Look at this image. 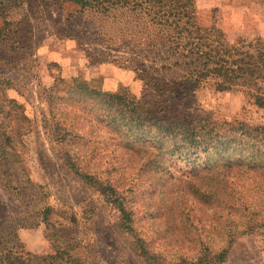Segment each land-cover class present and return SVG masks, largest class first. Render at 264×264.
I'll return each instance as SVG.
<instances>
[{
  "label": "rangeland",
  "instance_id": "1",
  "mask_svg": "<svg viewBox=\"0 0 264 264\" xmlns=\"http://www.w3.org/2000/svg\"><path fill=\"white\" fill-rule=\"evenodd\" d=\"M193 5L197 24L220 29L228 44L264 42V0ZM5 19L0 252L12 264H174L230 240L216 264H264V172L243 162L222 167L219 156L209 160L211 168L191 170L166 152L169 145L148 144L145 128L103 95L264 125V111L241 87L216 90L212 80L179 86L182 70L159 68L172 59L171 43L137 12L102 14L40 0L9 8ZM149 66L167 90L164 103L144 84ZM111 192L129 214L131 232ZM134 236L145 242L149 259L134 248Z\"/></svg>",
  "mask_w": 264,
  "mask_h": 264
},
{
  "label": "trees",
  "instance_id": "2",
  "mask_svg": "<svg viewBox=\"0 0 264 264\" xmlns=\"http://www.w3.org/2000/svg\"><path fill=\"white\" fill-rule=\"evenodd\" d=\"M40 0H0V42L10 41L5 31L9 22L5 19L9 8L23 4L30 5ZM53 4L72 3L81 10H91L106 14L111 10H128L143 14L149 24L159 28L162 42L171 43L168 47L169 61L160 69L176 68L183 71L178 85L188 89L198 88L212 80L216 90H229L241 87L264 111V42H249L230 45L222 31L214 26L202 27L194 17V0H50ZM14 40H12L13 42ZM149 66L144 84L157 93L158 101L164 103L167 90L160 85ZM153 70V71H151ZM107 100L115 104L117 110L130 115L133 126L145 128L148 144L169 145L166 150L178 160L191 167L203 165L211 168L213 156L223 159L222 167L243 162L246 168L264 172V125H251L243 121H218L211 113L199 110L187 114L172 113L160 108L153 110L145 103L126 99L117 93H104ZM141 122V123H140ZM131 123V124H132ZM242 164V163H241ZM190 170V172H191ZM81 177L90 185L105 190L102 184L92 180L88 174ZM110 188V187H109ZM111 191V190H110ZM110 201L117 205L122 216V227L132 231L129 214L111 192ZM16 235L12 231L8 242L15 245ZM219 251H202L195 258L180 257L174 264H216L227 255L228 246ZM133 246L144 260L149 259L146 244L134 236ZM63 254L64 252H58ZM12 256L0 252V264H12ZM152 263V261H150Z\"/></svg>",
  "mask_w": 264,
  "mask_h": 264
}]
</instances>
